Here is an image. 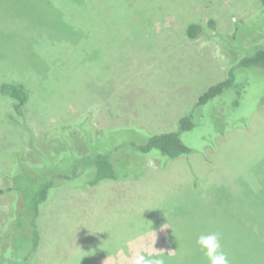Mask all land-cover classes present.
<instances>
[{"label":"rangeland","instance_id":"374dc122","mask_svg":"<svg viewBox=\"0 0 264 264\" xmlns=\"http://www.w3.org/2000/svg\"><path fill=\"white\" fill-rule=\"evenodd\" d=\"M261 3L262 0H112V31H106L98 20L84 36H65L49 30L31 32L28 20L36 19L32 4L26 18L19 6L12 7L4 0L0 6V30L5 35H0V48L10 60L1 56L0 84L13 81L27 85L29 103L25 112L38 140L50 129L77 119L86 122L88 118L101 130L100 135L85 136L88 130L83 128L77 138L87 137L94 146L98 142L111 149L112 143H122L116 145L120 150L115 157L127 162L130 137L140 140L145 131L175 130L178 120L199 97L222 81L229 65L264 48ZM127 4L146 10L120 11ZM50 16L47 18L53 19ZM116 18L119 22L114 24ZM210 20L229 40L237 32L231 49L226 41L222 46L214 40L187 37L190 23L207 26ZM38 36H44V40L36 45L33 41ZM235 76L238 89L197 109L201 128L182 136L194 151L212 144L204 155L179 159L166 170L149 159L141 174L130 169L124 179L59 190L39 219L40 264H132L141 253L155 257L175 255L177 247L173 243L178 225L199 215L195 211L196 182L203 201L210 206L219 202L220 193L234 191L228 208L242 215L247 210L242 206L244 192L253 189L249 203L264 210V70L241 68ZM8 111H13L11 101L0 96V189L1 173L12 164L7 153L21 147L27 137L6 118ZM242 122H248L249 128H237L217 137ZM132 127L137 130L133 135ZM70 142H76V137ZM47 152L45 161L56 167L48 172L71 170L66 164L55 165L58 150ZM181 197L190 198L191 203L184 205L190 207L189 211L180 210ZM11 201L12 194L0 196V224L7 217ZM216 218L222 219L218 232L222 236L227 230L231 234L237 231L236 224L228 226L223 217ZM246 225L252 238L264 237L259 221ZM20 237L14 238L15 246ZM14 240L9 246L13 252ZM78 244V250L74 249ZM23 256L21 250L13 255L14 259ZM6 257L0 251V264Z\"/></svg>","mask_w":264,"mask_h":264},{"label":"trees","instance_id":"16d2710c","mask_svg":"<svg viewBox=\"0 0 264 264\" xmlns=\"http://www.w3.org/2000/svg\"><path fill=\"white\" fill-rule=\"evenodd\" d=\"M3 1L0 0V6H2ZM7 1L12 7L19 6L20 12L24 14L22 16L26 18H28L25 14L28 13L29 4H32L36 19L28 20L31 24V32L35 30L44 33L49 30L65 36L75 34L76 36H84L87 33L86 30L92 28L91 24L97 23L98 20L106 28V31H112V5H110L112 0ZM99 1L102 3L100 4ZM127 5H122L120 11H133V13H136L145 9V7L142 8L139 5ZM261 5L264 6V0H262ZM48 14L53 16V19L50 18L51 16L48 19ZM118 22L119 19L116 18L114 24ZM238 22H235V27ZM10 28L14 31L12 26ZM206 28L213 34H210V31ZM217 31L216 22L210 20L207 26L190 23L186 29V35L190 40L205 38L214 40L222 46L226 41L231 49L237 32L235 31L234 37L229 40L226 35ZM0 35L4 36L5 33L0 30ZM43 40L44 36H38V39L33 42L37 45ZM37 41L39 42L37 43ZM38 53L34 55L38 56ZM1 56L8 57L5 50L2 51L0 48V59ZM7 59L10 60V58ZM14 61L16 62V58H14ZM229 66L222 81L209 87L199 97L191 109L178 120L175 130L159 133L145 131L146 133L140 139L141 141L130 137L126 144V148L131 152V154H128L127 162L115 157L120 150V146L116 145H122V143H112L114 148L111 149L110 147L100 146L101 144L98 142L94 146L87 137L82 140L77 138L80 129L83 128L88 130L85 132V136L87 134L100 135L101 130L95 127L88 118H86V122L83 119H77L69 125L50 129L38 140V136L30 126L25 112L29 103L27 85L13 81L2 82L0 84V96L10 100L13 109V111L6 112V118L16 124L27 136L21 147L7 153L12 164L6 172L1 173L0 196L12 194L9 212L0 224V251L2 255H7L6 258H3V264H40L39 250L42 236L39 219L45 206L59 190L95 187L105 180L124 179L130 169H134L141 174L145 169L146 161L149 159L154 160L161 169L166 170L179 159L188 160L197 154L204 155L208 147H213L212 144L206 143L204 148L194 151L185 144L182 138L184 134L192 133L201 128L202 121L195 111L206 107L214 99L229 90H237L238 84L235 76L237 69L257 67L264 70V48L257 50L252 56L244 57L243 55L242 58L237 59L235 63ZM237 128L247 129L249 123L237 124L233 128L218 134L217 137H224ZM130 130L132 135L133 131L137 132L135 127L130 128ZM143 130L141 129L140 132L144 133ZM75 137L76 142L71 143L70 139ZM49 149L58 150L55 165L60 167V164H66L71 170L48 172L52 169L51 167H55L49 164V161H45ZM86 177L87 179H85ZM83 178L86 180L85 183ZM195 178L198 181V177ZM195 184L194 189L197 193L195 211L199 215L187 219L186 222L189 223L182 221L178 225L177 238L173 243L177 247L175 255L170 256L165 253L156 257H162L165 264H209L204 252L197 246L196 239L201 234L218 233L222 229V219L216 218L217 216L223 217L226 222L228 221V226L233 223L237 225V227L235 226L237 231L234 234H231L229 230L223 236L218 233L222 250L227 255L230 264H264V239H262L264 237L252 238L249 235V225H246L247 223L253 225L254 222L259 221L261 232L264 233V210L259 208L257 210L256 206L251 205L248 201L252 198L253 189L244 192L246 196L242 206L247 209L244 210L247 212L243 211L241 215L240 213H233V210L228 208L231 206L232 197L236 192L220 193L217 197L219 202L214 201L210 206L203 201V192L197 182ZM180 200L182 207L180 210L190 208L184 207V205L191 203L189 197H181ZM251 207L255 210H252ZM16 236H21L18 238L21 240L15 246L17 239L14 240V238ZM13 240L16 247L14 252L16 253L17 250L24 252L21 259H14L13 257L14 252L9 247Z\"/></svg>","mask_w":264,"mask_h":264},{"label":"clouds","instance_id":"9594fccd","mask_svg":"<svg viewBox=\"0 0 264 264\" xmlns=\"http://www.w3.org/2000/svg\"><path fill=\"white\" fill-rule=\"evenodd\" d=\"M196 244L204 252L209 264H230L222 250L218 233L201 234L197 237ZM132 264H165V261L162 257L146 256L141 253L134 257Z\"/></svg>","mask_w":264,"mask_h":264},{"label":"crops","instance_id":"0c3cea01","mask_svg":"<svg viewBox=\"0 0 264 264\" xmlns=\"http://www.w3.org/2000/svg\"><path fill=\"white\" fill-rule=\"evenodd\" d=\"M78 248H79V244H78V245H77V247H76V248H74V249L78 250Z\"/></svg>","mask_w":264,"mask_h":264}]
</instances>
